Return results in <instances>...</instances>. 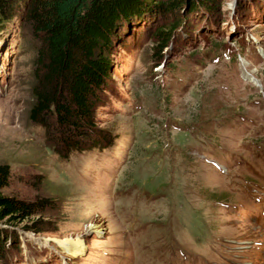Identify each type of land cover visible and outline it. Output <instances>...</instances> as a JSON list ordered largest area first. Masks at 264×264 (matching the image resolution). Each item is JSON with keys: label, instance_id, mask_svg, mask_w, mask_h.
<instances>
[{"label": "rangeland", "instance_id": "1", "mask_svg": "<svg viewBox=\"0 0 264 264\" xmlns=\"http://www.w3.org/2000/svg\"><path fill=\"white\" fill-rule=\"evenodd\" d=\"M29 5L0 31L1 194L49 203L1 226L17 242L0 264H264V0L180 13L163 49L174 18L124 29L98 111L108 139L67 158L30 118ZM37 220L43 233L24 228Z\"/></svg>", "mask_w": 264, "mask_h": 264}, {"label": "trees", "instance_id": "2", "mask_svg": "<svg viewBox=\"0 0 264 264\" xmlns=\"http://www.w3.org/2000/svg\"><path fill=\"white\" fill-rule=\"evenodd\" d=\"M220 0H30L25 21L39 41L35 61L34 103L30 118L43 127L69 157L101 145L108 137L98 128V111L108 87L112 55L120 33L150 17H172L159 28L160 49L184 25L180 13H213ZM28 0H0V31L7 29ZM183 8V11H179ZM11 167L0 164V259L17 240L1 226H16L43 214L49 201H25L2 195L10 184ZM43 221L24 228L43 233Z\"/></svg>", "mask_w": 264, "mask_h": 264}, {"label": "bare ground", "instance_id": "3", "mask_svg": "<svg viewBox=\"0 0 264 264\" xmlns=\"http://www.w3.org/2000/svg\"><path fill=\"white\" fill-rule=\"evenodd\" d=\"M246 66H247V65L244 64V70L247 69ZM245 72H246V73H245V76H246V77H249V79L253 80L255 83L258 84V82L255 81V79H253L252 75H249V73L247 72V70H245ZM94 226H95L94 228H96V227L98 228V226H96V225H94Z\"/></svg>", "mask_w": 264, "mask_h": 264}]
</instances>
